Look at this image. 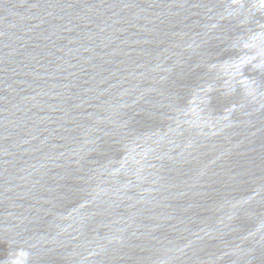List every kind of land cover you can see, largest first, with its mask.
I'll return each mask as SVG.
<instances>
[{"label":"water","instance_id":"water-1","mask_svg":"<svg viewBox=\"0 0 264 264\" xmlns=\"http://www.w3.org/2000/svg\"><path fill=\"white\" fill-rule=\"evenodd\" d=\"M0 264H264V0H0Z\"/></svg>","mask_w":264,"mask_h":264}]
</instances>
